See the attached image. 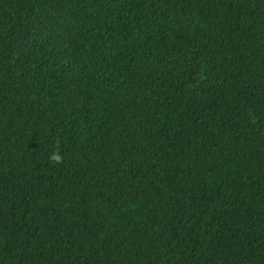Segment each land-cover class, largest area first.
<instances>
[{
    "label": "trees",
    "instance_id": "1",
    "mask_svg": "<svg viewBox=\"0 0 264 264\" xmlns=\"http://www.w3.org/2000/svg\"><path fill=\"white\" fill-rule=\"evenodd\" d=\"M0 264H264V0H0Z\"/></svg>",
    "mask_w": 264,
    "mask_h": 264
},
{
    "label": "clouds",
    "instance_id": "2",
    "mask_svg": "<svg viewBox=\"0 0 264 264\" xmlns=\"http://www.w3.org/2000/svg\"><path fill=\"white\" fill-rule=\"evenodd\" d=\"M49 159L53 163H60L63 160V156L59 151H53L52 153H50Z\"/></svg>",
    "mask_w": 264,
    "mask_h": 264
}]
</instances>
